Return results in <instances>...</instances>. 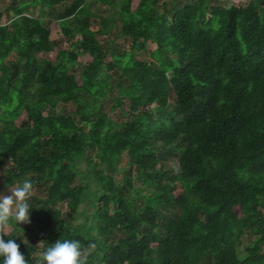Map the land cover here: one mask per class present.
<instances>
[{
    "label": "trees",
    "instance_id": "trees-1",
    "mask_svg": "<svg viewBox=\"0 0 264 264\" xmlns=\"http://www.w3.org/2000/svg\"><path fill=\"white\" fill-rule=\"evenodd\" d=\"M6 1L0 185L43 194L29 224L8 225L28 264L58 238L95 244L88 264H264V0H92L105 16L90 0ZM44 17L69 49L52 54ZM111 33L129 51L104 62Z\"/></svg>",
    "mask_w": 264,
    "mask_h": 264
},
{
    "label": "clouds",
    "instance_id": "clouds-1",
    "mask_svg": "<svg viewBox=\"0 0 264 264\" xmlns=\"http://www.w3.org/2000/svg\"><path fill=\"white\" fill-rule=\"evenodd\" d=\"M7 189V193L0 192V264H28V259L19 251L18 236L9 238L2 229L31 222V212L36 209L32 202L33 182L23 179ZM21 242L25 244V239L21 238ZM94 247L95 244H90L85 248L78 239L58 238L40 252L39 264H88Z\"/></svg>",
    "mask_w": 264,
    "mask_h": 264
},
{
    "label": "rangeland",
    "instance_id": "rangeland-1",
    "mask_svg": "<svg viewBox=\"0 0 264 264\" xmlns=\"http://www.w3.org/2000/svg\"><path fill=\"white\" fill-rule=\"evenodd\" d=\"M247 1L248 0H243L242 4H246ZM230 2H231V0H214L213 3L217 4V5H221V6H228ZM89 4H90L92 12H94L97 15L105 16L108 13H110L107 4L96 3V2H93L92 0L89 1ZM37 12L38 11L35 9L33 11V15L36 16ZM0 13L2 14L1 18H0L1 23H5L12 15V11L8 8V2L6 0H0ZM44 20H45L46 25H47L49 32H50L49 38L54 44V47L52 49V54L56 55V53L59 50L69 49L70 41L61 35V32H60V29L58 27L57 22L53 19L49 20V19H47V17H44ZM108 38L112 39V43L110 44V46H114V49H110V52L106 54V56L104 58V62H108L111 60V54L112 53L119 55V54L123 53V51H129V48H128L129 43L126 40H123L120 38L114 39L113 33L109 34ZM97 39L99 41H104V38L99 37V36H97ZM154 49H155L154 44H147L146 50L141 51L139 53H133V56L135 59L150 60L151 59L150 52H152ZM90 60H91V58L87 55L79 56L77 59L78 65H76L74 68H69V72H72L75 75V80H76L77 84H80V78L78 75L79 69L82 67V65H84L85 63H88ZM115 94H116V88H115V85L112 84L111 97L109 99H107L108 101L106 102L107 103V106L105 109L106 111L111 106L112 98H113V96H116ZM75 108H76V106L74 104H69V105L65 106L64 108H61L60 105L59 106L57 105L54 108V112L56 114L57 113H63V112H65L67 114H73L75 111ZM108 115L113 120H122L123 119V117L119 114V110H117L115 112H109ZM170 161H171V162H169L170 166H174V159L171 158ZM5 166L0 168V184H2V179L5 176V170H6ZM114 174L116 177L118 176V173L115 172ZM130 176H131V179H132L134 185L138 186L142 189V184L139 181V179L136 177L134 171L131 172ZM8 187H12V186H8ZM148 189L149 188H143L142 191L146 192ZM7 191H8L7 187L0 185V192L7 193ZM33 193H34V195H36V194L43 195L40 191H37V190H34ZM56 207L60 209L62 218L70 220L69 218H71V217L66 210L65 204H60V205H57ZM91 211H92V208L90 206L84 205V206L79 207V212L80 213L83 212L84 215H88ZM72 219H73V217H72ZM75 219H76L74 221L75 223L82 224L83 220H84V216L78 214L75 217ZM88 222H90V221H88ZM161 222H163V221H161ZM2 230L5 231L6 233H8L10 230V226H7L6 228H4ZM251 240H252V237L248 233H246L242 238V246L243 247L249 246V244L251 243Z\"/></svg>",
    "mask_w": 264,
    "mask_h": 264
}]
</instances>
